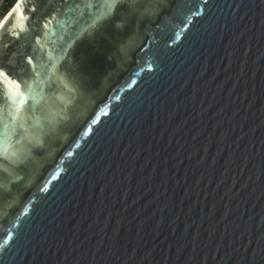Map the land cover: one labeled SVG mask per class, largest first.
I'll return each instance as SVG.
<instances>
[{"label":"water","instance_id":"obj_1","mask_svg":"<svg viewBox=\"0 0 264 264\" xmlns=\"http://www.w3.org/2000/svg\"><path fill=\"white\" fill-rule=\"evenodd\" d=\"M0 264H264V0H21Z\"/></svg>","mask_w":264,"mask_h":264},{"label":"built area","instance_id":"obj_2","mask_svg":"<svg viewBox=\"0 0 264 264\" xmlns=\"http://www.w3.org/2000/svg\"><path fill=\"white\" fill-rule=\"evenodd\" d=\"M17 0H0V20L13 8Z\"/></svg>","mask_w":264,"mask_h":264},{"label":"bare ground","instance_id":"obj_3","mask_svg":"<svg viewBox=\"0 0 264 264\" xmlns=\"http://www.w3.org/2000/svg\"><path fill=\"white\" fill-rule=\"evenodd\" d=\"M21 2V0H17V2L14 4L13 8L6 14L4 18L0 20V27L4 24V22L8 19V17L12 14V12L15 10V8L18 6V4Z\"/></svg>","mask_w":264,"mask_h":264},{"label":"trees","instance_id":"obj_4","mask_svg":"<svg viewBox=\"0 0 264 264\" xmlns=\"http://www.w3.org/2000/svg\"><path fill=\"white\" fill-rule=\"evenodd\" d=\"M120 73H118L116 75V77L114 78V80L109 84V86L113 85L117 80H118V77H119Z\"/></svg>","mask_w":264,"mask_h":264}]
</instances>
